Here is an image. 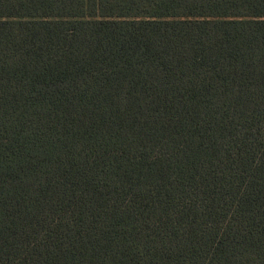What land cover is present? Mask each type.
I'll return each mask as SVG.
<instances>
[{
  "label": "trees",
  "instance_id": "obj_1",
  "mask_svg": "<svg viewBox=\"0 0 264 264\" xmlns=\"http://www.w3.org/2000/svg\"><path fill=\"white\" fill-rule=\"evenodd\" d=\"M0 264H264V0H0Z\"/></svg>",
  "mask_w": 264,
  "mask_h": 264
}]
</instances>
